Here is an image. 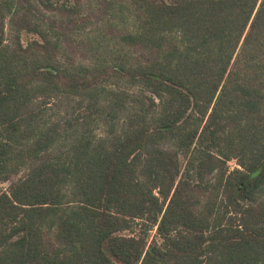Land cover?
Returning <instances> with one entry per match:
<instances>
[{"label": "trees", "instance_id": "1", "mask_svg": "<svg viewBox=\"0 0 264 264\" xmlns=\"http://www.w3.org/2000/svg\"><path fill=\"white\" fill-rule=\"evenodd\" d=\"M82 1L0 0V264H264V0Z\"/></svg>", "mask_w": 264, "mask_h": 264}, {"label": "rangeland", "instance_id": "2", "mask_svg": "<svg viewBox=\"0 0 264 264\" xmlns=\"http://www.w3.org/2000/svg\"><path fill=\"white\" fill-rule=\"evenodd\" d=\"M83 3H85V1L83 0L82 1ZM85 11V13H89V10L87 9V7L85 6V7H83V11L82 12H84ZM128 21H131V20H129V19H127ZM101 28V25L100 24H97L96 26H93L92 28H91V32H92V34L93 35H96V34H94V32H98V31H96L97 29L99 30ZM5 33H6V35H9L10 34V32H9V29H8V27L6 26V28H5ZM76 35H82V32L81 33H78V34H76ZM227 166H228V168H229V170H231V169H234V168H237V165H236V163H235V161L234 160H230V161H228L227 162ZM7 183H2V184H0V187L1 188H6L7 187ZM153 236H154V233H153V230L152 231H149L148 232V237L149 238H153Z\"/></svg>", "mask_w": 264, "mask_h": 264}]
</instances>
